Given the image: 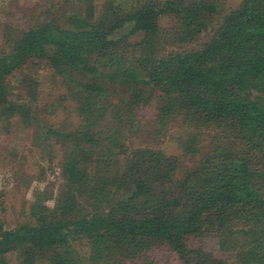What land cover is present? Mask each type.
<instances>
[{
    "label": "trees",
    "instance_id": "obj_1",
    "mask_svg": "<svg viewBox=\"0 0 264 264\" xmlns=\"http://www.w3.org/2000/svg\"><path fill=\"white\" fill-rule=\"evenodd\" d=\"M41 5L0 48V122L32 128L26 169L0 191L20 201L0 264H146L158 247L181 264H264V0ZM32 64L58 104L39 105ZM170 125L191 164L152 144ZM33 181L46 183L27 198Z\"/></svg>",
    "mask_w": 264,
    "mask_h": 264
},
{
    "label": "rangeland",
    "instance_id": "obj_2",
    "mask_svg": "<svg viewBox=\"0 0 264 264\" xmlns=\"http://www.w3.org/2000/svg\"><path fill=\"white\" fill-rule=\"evenodd\" d=\"M53 1L54 0H0V48L6 46L5 41L10 40L12 36L16 35L22 26L28 22L35 21L34 19L37 16L45 13V10L41 8L44 6L41 4H52ZM101 1L102 0H97V4L99 5ZM216 1L223 11L226 12L236 8L241 0ZM51 11L54 10L51 9ZM174 24L175 20L170 16H162L159 21V26L164 29H170ZM166 45L169 48L178 47V45H170V43ZM30 69L37 72V78L39 80L37 91L38 99L40 100L39 105L47 101H49V104H58L57 99L60 94V87L52 71L47 66L41 64L39 66H34L32 64ZM17 76V74H14L11 77V83H16ZM141 111L144 117L142 120L149 121V109L143 108ZM57 115H62L61 110L58 111L55 117H57ZM176 128L177 125H170L167 133L162 132L159 136L155 135L156 139L153 138L151 142L156 147L162 150L164 149L167 155H176L182 162L191 164V160L197 159L198 155L192 156V158L183 157L181 155V149L170 136V133H176V136L178 135ZM31 135V127L25 129L20 123L15 121H12L9 125L0 122V191H9L10 188L14 189L18 179L17 171L20 169L22 170V168H24V170L26 169L28 165V153L26 149L32 137ZM47 179L54 180L55 185H57L60 180L57 178V172H55V174H50ZM45 183L46 181H33L27 191V198H30L33 189L42 188ZM21 191L22 190H20L19 193H21ZM18 196L20 197V195ZM19 204V198L14 197V195H11L10 198L0 195V221H4L6 225L8 224L9 226L12 225L15 222L14 220L16 219L17 210H19ZM207 246H214L212 240L210 242L207 241ZM144 257V259L147 258L146 264H181L177 256L165 247L155 248L152 252L146 253ZM6 261L7 264H18L17 254L15 252L7 253ZM135 263L144 264V261L141 259L138 261L135 260Z\"/></svg>",
    "mask_w": 264,
    "mask_h": 264
}]
</instances>
